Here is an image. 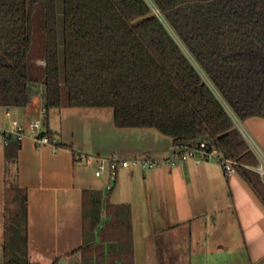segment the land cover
I'll use <instances>...</instances> for the list:
<instances>
[{
	"label": "trees",
	"instance_id": "trees-1",
	"mask_svg": "<svg viewBox=\"0 0 264 264\" xmlns=\"http://www.w3.org/2000/svg\"><path fill=\"white\" fill-rule=\"evenodd\" d=\"M36 3L0 0V106L111 107L117 127L156 128L178 148L207 141L264 202L234 121L264 117V0H43L41 80L28 68ZM9 193L3 264H32L27 199ZM108 195L83 191V264H134L129 206Z\"/></svg>",
	"mask_w": 264,
	"mask_h": 264
},
{
	"label": "crops",
	"instance_id": "crops-1",
	"mask_svg": "<svg viewBox=\"0 0 264 264\" xmlns=\"http://www.w3.org/2000/svg\"><path fill=\"white\" fill-rule=\"evenodd\" d=\"M41 108L39 102L0 106V129L10 131L13 120L26 127ZM243 123L264 154V117ZM44 130L47 145L37 146L27 129L21 143L0 142V264L8 190L27 199L32 264H83L84 190L109 191V203L129 206L134 264H264V202L238 171L227 175L213 161L169 165L173 139L152 127H117L111 107L49 110ZM109 157L160 165L122 168L113 179L96 176L100 159ZM105 213L103 204L99 225Z\"/></svg>",
	"mask_w": 264,
	"mask_h": 264
},
{
	"label": "built area",
	"instance_id": "built-area-1",
	"mask_svg": "<svg viewBox=\"0 0 264 264\" xmlns=\"http://www.w3.org/2000/svg\"><path fill=\"white\" fill-rule=\"evenodd\" d=\"M45 64V62H44ZM47 117V110L42 106L38 118L31 120L26 127L21 125L17 120L11 122V130L0 129V142L7 146L12 137L15 138L17 143H21L25 137V129L33 134V140L37 146L50 144V138L44 130V122ZM234 120H237L234 118ZM236 122V121H235ZM244 137L246 134L242 131ZM172 157L166 161L171 166L183 165L186 161L192 160L195 164L200 165L205 162L213 161L220 164L227 175L234 173L237 163L229 158L224 157L217 147L209 144L207 141H201L196 146L175 147ZM259 165L255 167L256 172L261 176L264 175V156L258 154ZM140 165L144 169H154L160 165L156 160L148 158H132L123 159L119 157H109L100 159L96 176H101L107 173L112 179L116 176L117 172L122 168ZM110 188V187H109Z\"/></svg>",
	"mask_w": 264,
	"mask_h": 264
},
{
	"label": "rangeland",
	"instance_id": "rangeland-1",
	"mask_svg": "<svg viewBox=\"0 0 264 264\" xmlns=\"http://www.w3.org/2000/svg\"><path fill=\"white\" fill-rule=\"evenodd\" d=\"M153 8V7H152ZM154 13L158 14L156 10H154ZM44 9H43V0H37V3L35 5L34 15H33V34H32V44L30 47V51L28 53V68H29V75L34 80H41L42 74H43V66H44V47H45V29H44ZM172 32V31H171ZM174 35V33H172ZM176 37V36H175ZM194 63V62H193ZM195 64V63H194ZM236 121L235 124L238 127V129L246 134L247 137L245 139L247 140L248 144L253 147L258 154L264 156V154L258 150V147H256V144L251 141V139L248 136V132L244 126L243 121L241 120H234ZM261 180L264 182V175H260ZM11 193H9V196ZM8 232L9 235L15 236L17 234L18 230V222L19 220H15L11 217V213L8 211ZM144 263V262H142ZM141 263V264H142Z\"/></svg>",
	"mask_w": 264,
	"mask_h": 264
}]
</instances>
